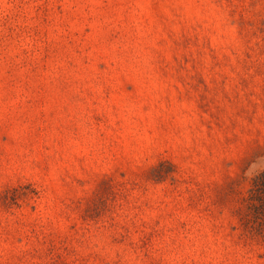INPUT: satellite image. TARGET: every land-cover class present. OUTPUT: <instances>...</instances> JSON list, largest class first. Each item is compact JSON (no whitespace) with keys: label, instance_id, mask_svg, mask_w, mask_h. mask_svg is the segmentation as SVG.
Listing matches in <instances>:
<instances>
[{"label":"rangeland","instance_id":"obj_1","mask_svg":"<svg viewBox=\"0 0 264 264\" xmlns=\"http://www.w3.org/2000/svg\"><path fill=\"white\" fill-rule=\"evenodd\" d=\"M264 0H0V264H264Z\"/></svg>","mask_w":264,"mask_h":264},{"label":"trees","instance_id":"obj_2","mask_svg":"<svg viewBox=\"0 0 264 264\" xmlns=\"http://www.w3.org/2000/svg\"><path fill=\"white\" fill-rule=\"evenodd\" d=\"M242 221L246 228L264 234V169L252 180L244 197Z\"/></svg>","mask_w":264,"mask_h":264}]
</instances>
